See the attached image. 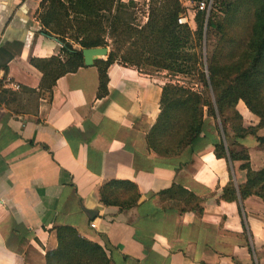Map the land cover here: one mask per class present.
<instances>
[{
    "label": "crops",
    "instance_id": "0c3cea01",
    "mask_svg": "<svg viewBox=\"0 0 264 264\" xmlns=\"http://www.w3.org/2000/svg\"><path fill=\"white\" fill-rule=\"evenodd\" d=\"M39 2L0 0V264H45L60 224L100 243L113 264H264V200L221 197L230 175L241 184L246 169L213 147L239 143L259 168L256 136L264 128L229 137L208 115L178 159L156 153L145 134L166 75L114 61L101 97L93 64L59 75L51 90L41 87L30 58L62 50L41 28ZM236 108L243 126L258 122L242 99ZM112 178L135 183L137 203L104 204L99 188ZM173 183L201 197V210L176 188L160 194Z\"/></svg>",
    "mask_w": 264,
    "mask_h": 264
},
{
    "label": "trees",
    "instance_id": "16d2710c",
    "mask_svg": "<svg viewBox=\"0 0 264 264\" xmlns=\"http://www.w3.org/2000/svg\"><path fill=\"white\" fill-rule=\"evenodd\" d=\"M136 3L134 0H40L37 19L43 31L61 43L62 50V56L30 58L42 72L41 87L51 90L59 75L84 65L82 47L110 45L105 58L93 61L98 70V97L107 92L106 70L114 61L135 65L140 70L148 65L174 74H192L201 81V89L172 81L162 85L159 111L145 134L148 147L156 153L178 159L183 149L199 137L205 112L214 117L221 133L217 119L228 114L234 136L255 133L257 127L264 125V0H234L223 8L222 16L218 10L207 12L197 8L194 27L178 21L186 11L180 0H147L143 23L121 15L123 7ZM209 28L218 29L221 36L215 50L206 57L205 71L203 44ZM239 99L259 117L256 126H243L242 115L236 108ZM256 137L264 151V134ZM242 147L237 152L222 143L214 145L217 157L242 159L240 165L246 169V180L241 184H236L230 175L221 197L238 201L256 194L264 200V162L261 167L253 168L248 150ZM175 188L186 194L185 201L201 210V197L174 183L160 194ZM99 194L104 204L120 207L134 205L139 198L135 183L118 178L104 182ZM56 237V247L45 251V264H113L100 243L81 235L72 225H57ZM252 264H256L254 258Z\"/></svg>",
    "mask_w": 264,
    "mask_h": 264
},
{
    "label": "rangeland",
    "instance_id": "374dc122",
    "mask_svg": "<svg viewBox=\"0 0 264 264\" xmlns=\"http://www.w3.org/2000/svg\"><path fill=\"white\" fill-rule=\"evenodd\" d=\"M180 1L186 7V11L184 13V15L186 17V22H188L192 27H194L195 26L194 15H195V11L197 9V4H198L197 1L198 0H180ZM233 1L234 0H206L205 2H209L208 9L206 11L209 12L211 10H216V11L218 10L217 11L218 15L222 16L223 12H224L223 8L225 6H228V4H230L231 2L233 3ZM147 6H148L147 0H145L144 2H137L135 5H127L121 9V15L125 16L127 19H130L132 22L143 23L146 20V14H147V10H148ZM229 6H231V5H229ZM182 22H184V21H182ZM220 36H221L220 31L218 29L209 28L208 35H207L206 40L204 41V44H203V52H204L203 69L205 71H207V69H206V65H207L206 57L207 56L210 57L212 51L215 50V48L217 47V45L220 41ZM72 44H73V46L80 47V45L75 43V42H72ZM106 46L110 50V45H106ZM124 49H125V45L121 46V50L124 51ZM105 56H107V55H105ZM118 59H120V57H118ZM141 70L148 71L149 73H153V74H156L159 76L166 75L167 81L178 82L180 84L189 85V86H192L196 89L202 88L201 81L198 79V77L196 75L183 74V73L174 74V73H170L169 71H167L165 69H157L153 66H148V65L142 66ZM161 71H164V73H161ZM240 105H241V107L243 106L242 103H240ZM205 111H206V108H205ZM208 115L209 114L207 112H205L204 116H208ZM211 117L213 118L214 123L216 125V121H215L214 117L213 116H211ZM217 120H218L219 125L222 129L223 135H225V132H226V134L229 137L234 136L233 131H232V124L233 123H232V121H230L228 119V114L224 115L223 118L218 117ZM249 121H253V120H249ZM258 121H259V117H258ZM242 123H243V119H242ZM256 124L252 125L249 123L245 127L256 126ZM261 127L264 128V125L257 127L255 130V133H257L256 131ZM223 129H225V131ZM261 132H264V131H261ZM216 143H222L223 146H225L226 148L228 146H230V148H232L233 150H236L237 152L238 151L241 152L243 149L242 145H240L239 143H235L234 141H230V140L228 143H226V141H224V140H220L218 142H215L214 145ZM184 163H186V161H183V164Z\"/></svg>",
    "mask_w": 264,
    "mask_h": 264
},
{
    "label": "water",
    "instance_id": "95a60500",
    "mask_svg": "<svg viewBox=\"0 0 264 264\" xmlns=\"http://www.w3.org/2000/svg\"><path fill=\"white\" fill-rule=\"evenodd\" d=\"M108 52L109 48L106 45L82 47L84 64H93L95 58L103 57L101 55L105 56Z\"/></svg>",
    "mask_w": 264,
    "mask_h": 264
},
{
    "label": "built area",
    "instance_id": "2783aa9c",
    "mask_svg": "<svg viewBox=\"0 0 264 264\" xmlns=\"http://www.w3.org/2000/svg\"><path fill=\"white\" fill-rule=\"evenodd\" d=\"M206 0H198L197 1V8L198 9H208V5H209V2H205ZM178 21L179 22H182V21H186V17L184 14H181L179 17H178ZM16 87H18V84H15ZM90 225L91 226H95V223L94 222H90Z\"/></svg>",
    "mask_w": 264,
    "mask_h": 264
},
{
    "label": "bare ground",
    "instance_id": "6f19581e",
    "mask_svg": "<svg viewBox=\"0 0 264 264\" xmlns=\"http://www.w3.org/2000/svg\"><path fill=\"white\" fill-rule=\"evenodd\" d=\"M101 56H104V55H101Z\"/></svg>",
    "mask_w": 264,
    "mask_h": 264
}]
</instances>
